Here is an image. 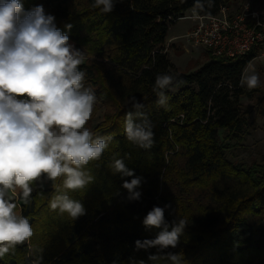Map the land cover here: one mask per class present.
<instances>
[{
  "label": "trees",
  "instance_id": "16d2710c",
  "mask_svg": "<svg viewBox=\"0 0 264 264\" xmlns=\"http://www.w3.org/2000/svg\"><path fill=\"white\" fill-rule=\"evenodd\" d=\"M21 2L25 10L42 4L62 30L73 25L71 42L91 56L80 66L85 86L97 96L87 127L113 137L109 150L88 166L95 182L70 193L84 204L86 215L72 221L51 211L53 184L33 185V203L23 208V215L34 228L32 244L43 249L42 264H129L130 257L147 261L156 250L136 251L135 241L155 237L158 230H146L142 220L153 206L165 204L188 219L179 246L171 249L183 253L187 264H264V162L229 159L250 135L251 112L264 115V89L239 85L257 51L235 60L208 52L210 59L199 70L180 72L165 44L172 24L192 11L195 0H124L108 14L92 8L93 0ZM225 6L224 0H214L201 14L217 15ZM165 72L176 77L166 91L167 110L157 106L152 92L155 76ZM132 97L154 125L150 150L135 147L124 135L126 113L132 111L138 119ZM242 97L256 99L252 111L243 108ZM100 109L104 118L95 124ZM113 153L129 154L125 163L144 178L139 201H127L120 177L109 171ZM166 218L173 219L167 212ZM26 254L27 245L17 246L0 264H28Z\"/></svg>",
  "mask_w": 264,
  "mask_h": 264
},
{
  "label": "clouds",
  "instance_id": "9594fccd",
  "mask_svg": "<svg viewBox=\"0 0 264 264\" xmlns=\"http://www.w3.org/2000/svg\"><path fill=\"white\" fill-rule=\"evenodd\" d=\"M119 3L124 0H93L91 7L108 14ZM213 3L195 0L192 19H202L200 14ZM72 27L69 23L60 29L56 17L46 13L42 4L25 10L21 0H0V259L27 245L28 264H42L43 249L32 244L34 228L23 215V208L33 203V185L43 188L51 182L55 194L48 201L49 209L76 221L86 215V208L70 193L95 182L88 166L102 158L113 139L87 127L97 96L85 86L86 72L80 66L87 57L70 40ZM175 81L166 72L155 76L152 92L158 107L167 110L166 91ZM260 83L249 62L240 87L253 90ZM130 103L138 119L132 111L126 113L124 135L135 147L150 150L155 144L154 125L141 111L139 100L132 97ZM126 159H130L127 153H113L107 167L120 177L125 199L139 201L144 178L127 166ZM142 224L146 230L158 231L154 238L136 240L135 250L156 251L149 253L147 261L130 257L129 264H187L183 253L171 251L189 225L186 217L174 215L172 205L165 204L153 206Z\"/></svg>",
  "mask_w": 264,
  "mask_h": 264
},
{
  "label": "rangeland",
  "instance_id": "374dc122",
  "mask_svg": "<svg viewBox=\"0 0 264 264\" xmlns=\"http://www.w3.org/2000/svg\"><path fill=\"white\" fill-rule=\"evenodd\" d=\"M245 1L247 0H224L225 5L235 11L240 10ZM252 1L264 10V0ZM186 14L185 19L178 20L170 27L165 49L173 65L180 72L189 74L199 70L210 59V55L205 46H195L187 41L186 35L195 29L198 21L188 17V15H192V11ZM82 50L87 59L91 57L83 48ZM251 63L255 66L260 76L261 83L259 88L264 89V50L258 51L257 57L252 60ZM240 102L244 109L250 108L252 111L251 107L256 103V99L242 97ZM249 117L250 121L253 123L249 137L242 143V146H236L229 154V159L236 164L264 162V115L259 116L258 113L251 112ZM103 118L104 109H100L97 115H95L93 123L96 124L102 121ZM219 136L222 138V132H219Z\"/></svg>",
  "mask_w": 264,
  "mask_h": 264
},
{
  "label": "built area",
  "instance_id": "2783aa9c",
  "mask_svg": "<svg viewBox=\"0 0 264 264\" xmlns=\"http://www.w3.org/2000/svg\"><path fill=\"white\" fill-rule=\"evenodd\" d=\"M200 15L203 18L197 20V26L186 39L195 46H205L212 57L235 60L254 50H264L262 13L253 10L249 2L234 16L226 7L217 15ZM188 17L192 18V15Z\"/></svg>",
  "mask_w": 264,
  "mask_h": 264
},
{
  "label": "crops",
  "instance_id": "0c3cea01",
  "mask_svg": "<svg viewBox=\"0 0 264 264\" xmlns=\"http://www.w3.org/2000/svg\"><path fill=\"white\" fill-rule=\"evenodd\" d=\"M249 2V4L251 5V7H252V9L253 10H257V11H259L260 13H262V17H263V20H264V10H263V8H261L260 6H257L255 3H254V1H252V0H247V1H245V3L242 5V7H241V9L240 10H233V9H230L229 8V6H225L227 9H228V11L230 12V14L231 15H236V14H238V13H241L242 11H243V9L245 8V6H246V4ZM257 53H258V51H257ZM255 59V58H254ZM253 59V60H254Z\"/></svg>",
  "mask_w": 264,
  "mask_h": 264
}]
</instances>
